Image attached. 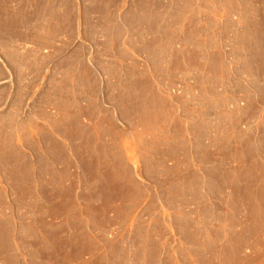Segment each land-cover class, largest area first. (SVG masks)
Wrapping results in <instances>:
<instances>
[{
	"label": "rangeland",
	"instance_id": "obj_1",
	"mask_svg": "<svg viewBox=\"0 0 264 264\" xmlns=\"http://www.w3.org/2000/svg\"><path fill=\"white\" fill-rule=\"evenodd\" d=\"M0 264H264V0H0Z\"/></svg>",
	"mask_w": 264,
	"mask_h": 264
},
{
	"label": "built area",
	"instance_id": "obj_2",
	"mask_svg": "<svg viewBox=\"0 0 264 264\" xmlns=\"http://www.w3.org/2000/svg\"><path fill=\"white\" fill-rule=\"evenodd\" d=\"M224 60L231 63L233 61V57L229 53L224 54ZM166 93H179L180 90V84H177L176 88H168L167 86L164 87Z\"/></svg>",
	"mask_w": 264,
	"mask_h": 264
}]
</instances>
